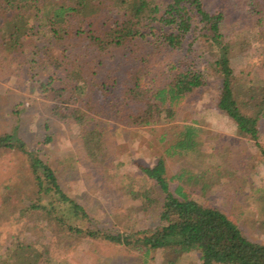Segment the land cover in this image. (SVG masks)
<instances>
[{"label":"trees","instance_id":"obj_1","mask_svg":"<svg viewBox=\"0 0 264 264\" xmlns=\"http://www.w3.org/2000/svg\"><path fill=\"white\" fill-rule=\"evenodd\" d=\"M246 2L250 16L264 26V0ZM225 20L224 11L209 9L204 0H0V59L22 62L50 99L53 114L84 128L86 154L101 165L107 163L109 129L98 116L109 114L150 130L171 125L162 136L172 138L167 154L195 161L205 154L203 129L175 121L182 106L208 83L197 47L202 37L220 79L217 107L234 120L240 136L257 142L264 157L258 141L264 79L248 84L236 76L232 53L237 43L225 41ZM165 48L185 55L158 61ZM4 149L26 153L35 177L37 197L21 215L40 210L60 232L68 229L133 246L145 257L159 250L162 264H176L190 253L199 254L201 264H264V243L251 239L223 209L192 196L196 186L204 190L215 183L212 173L211 183L205 181L208 170L187 167L168 178L163 156L153 165L138 163L161 198L153 194L155 188L130 193L140 208L157 211L159 223L113 232L89 227L88 210L63 189L54 166L30 150L18 130L0 135V151ZM44 250L42 243L18 240L0 249V264H36Z\"/></svg>","mask_w":264,"mask_h":264},{"label":"rangeland","instance_id":"obj_2","mask_svg":"<svg viewBox=\"0 0 264 264\" xmlns=\"http://www.w3.org/2000/svg\"><path fill=\"white\" fill-rule=\"evenodd\" d=\"M204 1L209 9L226 13L225 41L237 43L232 53L236 76L248 84L253 79H264V26L257 22L258 17L250 16L249 3ZM197 43L208 83L182 106L175 121L203 129L205 154L195 161L167 154L172 138L163 140L162 136L171 125L150 130V127L124 124L109 114L98 116L100 123L109 129L105 138L107 163L101 165L86 154L84 128L54 115L50 99L35 86L22 62L10 59H0V135L18 130L28 148L54 166L63 189L88 210L91 229L126 232L159 223L157 211L140 208V200L134 199L130 191L155 188L141 173L138 163L153 165L157 157L163 156L168 178L188 167L193 171L208 170L205 181L210 184L212 173L215 183L204 190L196 186L191 189L192 196L223 209L251 239L264 243V157L257 142L240 136L234 120L217 107L220 79L209 64L214 59L212 51L204 38L200 37ZM160 54L157 60L164 62L182 58L185 51L176 53L165 48ZM259 127L258 141L264 148V118ZM47 137L51 141H46ZM33 182L35 177L26 153L0 151L1 250L19 240L25 244H43L45 252L36 264H162L164 256L159 250L145 257L133 246L78 235L68 229L60 232L40 210L21 215L20 210L37 197ZM177 183L171 181L173 189ZM8 185L13 186L11 190L6 189ZM24 193L28 197L22 200ZM153 194L161 198L158 189ZM8 196L9 202L3 204ZM201 262L199 254L190 253L176 264Z\"/></svg>","mask_w":264,"mask_h":264}]
</instances>
